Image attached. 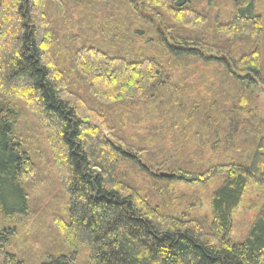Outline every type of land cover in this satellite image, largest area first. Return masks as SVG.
Masks as SVG:
<instances>
[{"label":"trees","instance_id":"obj_1","mask_svg":"<svg viewBox=\"0 0 264 264\" xmlns=\"http://www.w3.org/2000/svg\"><path fill=\"white\" fill-rule=\"evenodd\" d=\"M95 1L0 0V216L30 214L45 153L23 108L47 130L65 194L58 246L30 258L0 223V264H264V121L247 108L264 88L262 0H230L225 19L226 0H102V18ZM196 59L221 64L224 90L187 91L174 70ZM135 116L158 123L132 138ZM249 191L258 210L236 241Z\"/></svg>","mask_w":264,"mask_h":264},{"label":"rangeland","instance_id":"obj_2","mask_svg":"<svg viewBox=\"0 0 264 264\" xmlns=\"http://www.w3.org/2000/svg\"><path fill=\"white\" fill-rule=\"evenodd\" d=\"M92 2V1H90ZM95 8L97 10L98 17L102 18L104 16L106 9L104 8L106 5L105 2L102 0L95 1ZM262 4L264 7V0H262ZM104 6V7H103ZM109 9V10H108ZM107 11H111L110 7H108ZM232 9V3L230 0L224 1V7H220L219 12H222L220 16L222 15L223 19L227 18L231 14ZM142 14L145 16L150 15L149 13L143 12ZM158 27H161L160 23H156ZM86 26V23L83 24V27ZM64 32H61L60 36H62ZM75 34V33H74ZM63 38H60L58 43H61L63 45ZM68 38V37H67ZM66 38V39H67ZM70 39V38H68ZM67 39V42H68ZM61 44H59L61 46ZM261 48H262V54H263V60H264V37L261 39ZM68 45H66L67 49ZM69 50H73L70 46ZM207 55L212 54L206 52ZM205 54V55H206ZM220 56V55H219ZM194 63L185 62L183 65L175 69L174 71H177L176 74H174L175 77L178 75H181V78L184 79V82L186 85H189L187 91H189L190 88L196 87V91L198 92L200 89H203L207 91V94L210 91H222L224 90V84L225 81H229V79L224 80L226 78L221 66V64L218 63H204L200 59H196V61H193ZM67 66V65H65ZM196 69H192L189 67H193ZM67 69V67H66ZM169 71V70H168ZM171 71V70H170ZM184 71H196L195 73H185ZM200 71H209V73L204 76L201 74ZM187 75V76H186ZM74 80V79H73ZM75 81V80H74ZM182 82V80H181ZM183 84V83H182ZM199 85V86H198ZM234 84L231 90H233ZM260 91H257L256 93V101H253L247 108H256L255 112L257 113V121H255L257 124L258 122L261 123L264 121V88H260ZM83 95V94H82ZM88 100H90L88 95H85ZM100 108L99 106H97ZM24 109L23 119L26 121V126L29 127L31 132V144L35 147H38L35 143V137L38 138L42 137L43 146L45 153L42 152V150H39L38 153L34 155L35 157V167L37 170H40L39 173L36 171V175L32 177L31 182L29 183V193H30V214L27 216L16 218L17 220H6L3 219L0 216V223L7 224L8 226L17 225L18 228V234L17 237L14 239V246L17 247V250L19 252H24L29 255L30 258L33 257V253L36 251L43 254L45 248H53L55 246H58V241H56L57 238V229L56 225L54 224L53 215H57L58 213H61V203L64 201L65 194L63 193L62 185L59 180V175L57 173L56 168L54 167L53 159L51 157L50 149L48 146V142L45 136H47V130L42 128L40 124L35 120V118L31 115V113ZM117 110H104L105 116L104 119L109 122L111 119H114V122L119 119V116L116 118ZM135 127H136V133L133 131V129L129 128L127 130V134L129 137L134 138V135L141 134L144 130V128L148 125L156 124L158 123L155 120L152 119H145L140 122V118L138 116H135ZM149 121V122H147ZM132 126V125H130ZM40 134V135H39ZM141 139V138H140ZM39 148V147H38ZM41 149V148H40ZM48 157L49 159V167L45 168L44 163L43 165H38L36 163L37 160H42ZM221 182V178H219L213 185L206 186L205 192L206 194H203V190L201 187L198 189H201V193L204 195L203 199V205L201 207V213L198 212L199 209L194 211L192 213L197 217L201 215L209 214V192L216 186H218ZM176 187L177 192H185L188 187L185 188L184 184H179ZM195 191L196 187L193 188ZM198 190V191H199ZM260 202V196L258 192L255 191H249L245 194L243 202L239 206V208L234 212L233 218V228H232V239L236 241L243 240L248 232L249 225L251 221L253 220L255 214L257 213L258 204ZM55 240V241H54ZM15 247V248H16ZM31 255V256H30Z\"/></svg>","mask_w":264,"mask_h":264},{"label":"water","instance_id":"obj_3","mask_svg":"<svg viewBox=\"0 0 264 264\" xmlns=\"http://www.w3.org/2000/svg\"><path fill=\"white\" fill-rule=\"evenodd\" d=\"M160 175L165 176V177H171L172 176V174L166 173V172H162V173H160Z\"/></svg>","mask_w":264,"mask_h":264}]
</instances>
